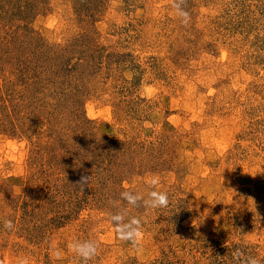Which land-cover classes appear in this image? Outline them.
Returning <instances> with one entry per match:
<instances>
[{
	"label": "rangeland",
	"instance_id": "1",
	"mask_svg": "<svg viewBox=\"0 0 264 264\" xmlns=\"http://www.w3.org/2000/svg\"><path fill=\"white\" fill-rule=\"evenodd\" d=\"M187 11L185 25L171 0H0L4 264H77L74 239L98 242L88 264L264 260V0ZM151 174L167 207L120 202ZM110 201L141 218L139 248L116 238Z\"/></svg>",
	"mask_w": 264,
	"mask_h": 264
},
{
	"label": "clouds",
	"instance_id": "2",
	"mask_svg": "<svg viewBox=\"0 0 264 264\" xmlns=\"http://www.w3.org/2000/svg\"><path fill=\"white\" fill-rule=\"evenodd\" d=\"M176 16L182 24L190 23V13L187 11V0H171ZM90 176H81L77 183L81 189L87 185ZM160 183V177L156 174H151L147 180L148 191L146 193L125 190L120 193V202H126L131 208H150L158 209L165 208L169 204V196L166 192L159 191L157 185ZM112 207L116 208L115 212L109 214V220L112 225L116 238L120 241L128 242L133 248H139L143 240L142 220L137 216H130L128 209L122 207L120 203L115 201L109 202ZM5 229L11 231L14 229L13 221L10 219L3 220ZM68 250L77 260V264H88L90 260L98 255L99 244L93 239H74L67 245ZM51 256L59 260L63 257V251L56 246H50ZM243 257V259H241ZM233 259L236 264H264V260L254 256H245L240 249L233 252ZM0 264H4V260L0 259ZM15 264H31V259L28 256L17 257Z\"/></svg>",
	"mask_w": 264,
	"mask_h": 264
},
{
	"label": "trees",
	"instance_id": "3",
	"mask_svg": "<svg viewBox=\"0 0 264 264\" xmlns=\"http://www.w3.org/2000/svg\"><path fill=\"white\" fill-rule=\"evenodd\" d=\"M29 8V7H28ZM24 8H17V11H18V13H20L19 14V18H17L16 20H15V23L17 22H21V20H22V12L25 14L26 12H27V10L25 9V10H23ZM30 10H33V7H31V8H29ZM22 68H25L26 69V67H23V66H21ZM19 70V69H18Z\"/></svg>",
	"mask_w": 264,
	"mask_h": 264
}]
</instances>
